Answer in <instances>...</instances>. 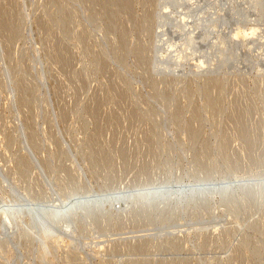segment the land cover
Returning a JSON list of instances; mask_svg holds the SVG:
<instances>
[{"label": "rangeland", "instance_id": "1", "mask_svg": "<svg viewBox=\"0 0 264 264\" xmlns=\"http://www.w3.org/2000/svg\"><path fill=\"white\" fill-rule=\"evenodd\" d=\"M0 264H264V0H0Z\"/></svg>", "mask_w": 264, "mask_h": 264}, {"label": "bare ground", "instance_id": "2", "mask_svg": "<svg viewBox=\"0 0 264 264\" xmlns=\"http://www.w3.org/2000/svg\"><path fill=\"white\" fill-rule=\"evenodd\" d=\"M217 1V0H216ZM187 19V18H186ZM186 19H182L181 20V24H186ZM3 25V24H2ZM2 28V27H1ZM3 29V28H2ZM256 32H257V29H254V28H250L249 29V32H246L245 30H241L240 28H237V31H236V33L234 34V36H233V38L234 39H236V38H238V37H242V39L243 38H246L247 36H254L255 34H256ZM248 38V37H247ZM222 44V43H221ZM196 68H198V69H201V68H204V63L203 62H201L198 66H196ZM243 184V183H242ZM257 186H259V185H257ZM256 186V187H257ZM246 187V186H245ZM250 187V186H249ZM260 187V186H259ZM258 187V188H259ZM258 188H257V190H258ZM242 189V188H241ZM241 189H239V191L241 190ZM250 189V188H249ZM254 189V188H253ZM261 189V188H260ZM244 190H246V189H244ZM224 191V190H223ZM242 191V190H241ZM246 191H248L249 192V190H246ZM245 192V191H244ZM253 192H254V190H253ZM260 192H261V190H260ZM250 193H251V191H250ZM259 193V192H258ZM249 194V193H248ZM254 195H255V193H254ZM142 198H145V197H142ZM8 216V215H7Z\"/></svg>", "mask_w": 264, "mask_h": 264}]
</instances>
